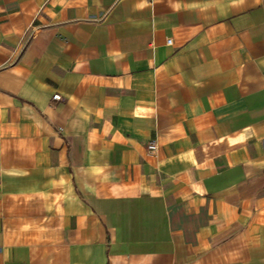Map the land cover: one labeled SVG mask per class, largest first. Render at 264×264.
<instances>
[{"label": "crops", "instance_id": "1", "mask_svg": "<svg viewBox=\"0 0 264 264\" xmlns=\"http://www.w3.org/2000/svg\"><path fill=\"white\" fill-rule=\"evenodd\" d=\"M0 264H264V0H0Z\"/></svg>", "mask_w": 264, "mask_h": 264}, {"label": "built area", "instance_id": "2", "mask_svg": "<svg viewBox=\"0 0 264 264\" xmlns=\"http://www.w3.org/2000/svg\"><path fill=\"white\" fill-rule=\"evenodd\" d=\"M171 44H172V40L170 38H167L166 39V45H171ZM54 98L59 100L60 95H58V94L54 95ZM147 148L149 149L150 152L155 153V151L157 150L158 147L156 146V143L152 141V142L148 143Z\"/></svg>", "mask_w": 264, "mask_h": 264}]
</instances>
